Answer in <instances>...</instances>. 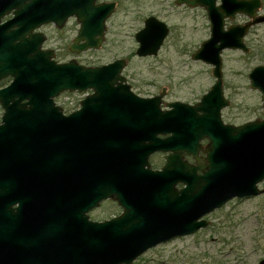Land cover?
<instances>
[{
    "label": "water",
    "instance_id": "obj_1",
    "mask_svg": "<svg viewBox=\"0 0 264 264\" xmlns=\"http://www.w3.org/2000/svg\"><path fill=\"white\" fill-rule=\"evenodd\" d=\"M95 2L0 0V81L12 78L0 88V264H134L149 249L206 227L204 216L230 200L264 192V118L241 125L222 119L230 105L222 52L247 50L249 26L264 22L257 16L262 0H178L209 6L211 36L193 59L212 65L216 82L198 103L167 109L164 92L142 97L132 90L125 59L62 63L43 48V25L61 28L77 16L82 29L72 50L99 49L114 5ZM241 13L253 22L224 30L225 17ZM167 34L164 22L148 18L135 36L136 54L157 55ZM249 78L264 107V65ZM88 90L69 114L56 102L64 92ZM156 152L169 153L161 169L150 162ZM177 183L186 186L177 190ZM107 199L122 213L91 219Z\"/></svg>",
    "mask_w": 264,
    "mask_h": 264
},
{
    "label": "rangeland",
    "instance_id": "obj_2",
    "mask_svg": "<svg viewBox=\"0 0 264 264\" xmlns=\"http://www.w3.org/2000/svg\"><path fill=\"white\" fill-rule=\"evenodd\" d=\"M262 1L259 14L264 15ZM118 9L107 22L105 40L99 49L88 50L79 57L62 52L58 57L74 59L86 66L105 65L122 58L126 60L122 74L136 94L150 97L164 92V103H198L216 82L213 66L192 58L208 38L201 9L193 11L197 16L186 15L181 13L182 8L174 6L173 0H121ZM151 15L166 21L171 33L157 55L139 56L135 36L144 27L145 18ZM75 28L74 19L64 29L55 25L41 28L48 37L43 47L67 48L76 36ZM248 40L253 41L251 53L235 49H225L222 53L223 89L230 101L223 110V119L235 125L264 118L261 92L251 87L249 78L255 66L264 65V22L255 27ZM92 92H64L56 102L65 113H71ZM3 113L0 104V123ZM152 164L158 167L162 161L155 157ZM259 187L264 189V180ZM120 211L117 203L108 202L91 211L90 216L101 220ZM204 218L209 221L206 227L149 249L134 264H260L264 259V192L235 199Z\"/></svg>",
    "mask_w": 264,
    "mask_h": 264
},
{
    "label": "flooded vegetation",
    "instance_id": "obj_3",
    "mask_svg": "<svg viewBox=\"0 0 264 264\" xmlns=\"http://www.w3.org/2000/svg\"><path fill=\"white\" fill-rule=\"evenodd\" d=\"M121 0H96V2H95V5H114V9H113V11L111 12V14L107 17V19H106V21H105V24H106V29H105V34L107 33V22H108V20L116 13V11L117 10H119L118 8H119V2H120ZM127 1H129V0H127ZM173 3H174V6H176V7H179V8H182V11H181V13H183V14H186V15H190V16H197L198 15V13L197 12H193V11H195V10H198V9H201V11L203 12V14H204V17H205V20H206V30H207V32H208V38L206 39V40H208L209 38H210V36H211V32H212V25H213V23H212V21H211V18H210V9H209V6H207V5H197V6H194V5H188V4H186V3H182V4H180L179 2H178V0H173ZM222 0H216V6H221L222 5ZM262 3H263V1H262ZM262 6H263V4H262ZM258 15H261V14H259V12H258V14H257V16ZM150 17H155L157 20H159V21H161V22H164L165 24H166V26H167V28H168V34H167V36H166V38H165V40H164V43L162 44V46H161V48H160V50L163 48V46H164V44L166 43V41L168 40V38H169V35H170V33H171V26L166 22V21H164V20H162L161 18H159V16L157 15V16H155V15H151V16H148V17H146L145 18V20H144V27H145V24H146V20L148 19V18H150ZM72 19H74V21H75V24H76V28H75V31H76V36L74 37V39L79 35V33H80V31H81V29H82V21L77 17V16H73V17H70L68 20H67V22L65 23V25L63 26V27H58L59 29H64L66 26H67V24L70 22V20H72ZM253 18H250V17H248L247 15H245V14H236L234 17H225V20H224V26H223V28H224V30H229L231 27H233V26H237V25H241V26H243V25H247V24H249L250 22H253ZM259 23H257V24H251L250 26H249V28H248V30H247V32H246V35L244 36V44H245V46H246V48H247V50L246 51H244L243 49H235L236 51H241V52H243L244 54H249V53H251V51L253 50V41L252 40H248V37H249V35L253 32V30L255 29V27L258 25ZM49 25H55L54 23H49V24H45V25H43L41 28H43V27H45V26H49ZM56 27H57V25H55ZM143 27V28H144ZM41 28L39 29V31H41ZM143 28H141V29H143ZM140 29V30H141ZM139 30V31H140ZM138 31V32H139ZM45 35V34H44ZM45 38H46V41L44 42V44L47 42V40H48V37L47 36H45ZM74 39L70 42V44L67 46V48L66 47H62V45H57V44H59L60 42L58 41V43L57 42H55L56 43V45L57 46H55V47H53V48H44V49H46V50H52L53 51V53H54V56L56 57L55 59L58 61V62H68L67 60H66V58H63V57H58V54H60V53H62V52H67V54L69 55V54H71L72 56L74 55V56H81V55H83L86 51H88V50H92V49H88V50H86V51H73L72 50V44H73V42H74ZM206 40H204V41H206ZM203 41V42H204ZM43 44V45H44ZM160 50H159V52H160ZM224 51V50H223ZM158 52V53H159ZM195 53V52H194ZM193 53V54H194ZM223 53V52H222ZM192 58H193V55H192ZM208 64V63H207ZM103 65V64H102ZM102 65H100V66H102ZM210 65V64H209ZM10 81H11V78L10 77H8V78H5V79H3V80H1L0 81V88L1 87H5V86H7L9 83H10ZM127 82V81H126ZM160 95V94H159ZM150 97H154V96H150ZM165 96H163L162 98H164ZM171 103V102H170ZM162 107L163 106H167L165 109H167L168 108V104H169V102H167V103H164V100H162ZM164 108V107H163ZM222 119H223V111H222ZM255 120H257V119H255ZM223 121H224V119H223ZM246 122H249V121H246ZM245 122V123H246ZM224 123H227V124H233V125H235L234 123H229V122H225L224 121ZM160 137L161 138H166V137H168V135H160ZM204 141H205V139L202 141V145L203 146H206L207 144H208V139H206V141H207V143L204 145ZM169 153H167V152H156V153H154L153 155H151V157H150V162H151V164H152V161H153V159L156 157V158H159L161 161H162V164L160 165V166H158V167H154V165L152 164V167L154 168V169H161V168H163V166L165 165V163H166V157H167V155H168ZM200 155L201 156H203V157H205L206 155L203 153V152H200ZM184 160L185 161H187L188 163H190V164H196V160H195V158L193 157V156H191V155H187V156H185V158H184ZM186 185L184 184V183H177L176 184V189L177 190H182L184 187H185ZM235 199H239V200H241V199H243V198H234V199H232V200H230L229 202H231V201H233V200H235ZM108 202H114V203H117L118 204V206H120L119 205V203L116 201V200H113V199H107V200H103L101 203H100V205H99V207H97V208H95L94 210H96V209H100V208H102V206L103 205H105L106 203H108ZM228 202V203H229ZM121 207V206H120ZM93 211V210H92ZM122 211H123V209H122V207H121V211L120 212H118V213H113V214H111V215H109V216H107V217H105V218H103V219H101V220H96V219H93L94 221H99V222H102V221H106V220H109V219H112V218H114V217H117V216H119L121 213H122ZM205 219V218H204Z\"/></svg>",
    "mask_w": 264,
    "mask_h": 264
}]
</instances>
